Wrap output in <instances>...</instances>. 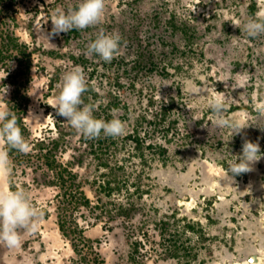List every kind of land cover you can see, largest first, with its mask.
I'll list each match as a JSON object with an SVG mask.
<instances>
[{
  "label": "rangeland",
  "instance_id": "374dc122",
  "mask_svg": "<svg viewBox=\"0 0 264 264\" xmlns=\"http://www.w3.org/2000/svg\"><path fill=\"white\" fill-rule=\"evenodd\" d=\"M78 2L0 0V100L8 106L20 88L30 133L29 154L9 155L0 189L23 191L38 213L17 229L18 247L0 240V264H248L264 255V156L246 172L229 169L245 140L264 152V34L242 30L264 0H105L99 23L53 33V13ZM101 32L121 37L110 62L88 51ZM73 66L93 115L120 118L123 136H84L50 106ZM203 96L249 126L233 137L217 130ZM58 136L66 189L37 156L38 140Z\"/></svg>",
  "mask_w": 264,
  "mask_h": 264
},
{
  "label": "clouds",
  "instance_id": "9594fccd",
  "mask_svg": "<svg viewBox=\"0 0 264 264\" xmlns=\"http://www.w3.org/2000/svg\"><path fill=\"white\" fill-rule=\"evenodd\" d=\"M104 10L105 0H79L69 11L57 9L51 18L52 32H68L93 26L100 22ZM242 30L252 37L264 34V4L243 21ZM120 40L118 34L101 32L90 43L88 51L110 62L119 52ZM58 88L59 92L52 98L50 106L81 134L92 138L101 134L114 138L125 134V125L120 118L115 115L109 120L96 118L93 115L94 106L84 102L82 95L86 91V81L79 66H73L63 73ZM7 91L8 89L5 94ZM5 102L3 96V100H0V145H3L0 147V177L8 175L11 171L9 149L26 152L29 148L16 116ZM200 102L203 107L211 109L217 130L227 127L233 137L249 126L235 114L227 117L226 102L218 97L203 96ZM256 108L258 112L264 113V100L257 101ZM234 156L236 159L230 162L229 169L232 173L239 174L248 171L252 163L264 156V152H261L258 143L245 140L241 152ZM37 214L30 198L23 191L0 189V240L9 248L18 247L20 235L17 229L27 226Z\"/></svg>",
  "mask_w": 264,
  "mask_h": 264
},
{
  "label": "trees",
  "instance_id": "16d2710c",
  "mask_svg": "<svg viewBox=\"0 0 264 264\" xmlns=\"http://www.w3.org/2000/svg\"><path fill=\"white\" fill-rule=\"evenodd\" d=\"M11 41H14L13 39H11ZM7 47L12 48V45H6ZM17 89H14L13 91V96H12V100L10 102H8V107L9 109L12 111V113L16 116L17 119V123L20 126L21 130H22V135L25 138H28L30 136V133L27 129L26 123L24 121V115L27 113L26 111V106L28 103V98L27 96L21 95V90L19 87H16ZM39 141V151L37 156L41 159L42 165H45L48 169V171H50L51 173L54 174L55 179L51 182L54 185H59L60 188L66 189L67 188V174L66 172H68L66 170V167H64V165L59 164V159L56 157V154L60 152V148L65 145V142H67L64 138H61L60 136H58V138H55L51 141V143L47 144L44 140H38ZM29 153H24V152H20L16 149H9V155L13 156L15 159H19V158H23L24 156L28 155ZM68 175L72 178L76 177L75 175H73L70 171L68 173ZM104 189H107V187H105ZM109 191H111L112 189L109 188ZM68 191V190H67ZM67 191H65V197H67ZM79 194H81L83 200H84V204H88L89 205V199L86 198V196H84L82 194V192H80V189H78ZM122 211H118V214H121ZM62 222V221H61ZM64 223H60V230L62 231V233L65 235L67 234L65 231V227L62 224H65V220L63 221ZM105 226V225H104ZM107 227V226H106ZM106 227H104V229H106ZM75 251L77 252L78 249L77 247H74Z\"/></svg>",
  "mask_w": 264,
  "mask_h": 264
},
{
  "label": "bare ground",
  "instance_id": "6f19581e",
  "mask_svg": "<svg viewBox=\"0 0 264 264\" xmlns=\"http://www.w3.org/2000/svg\"><path fill=\"white\" fill-rule=\"evenodd\" d=\"M212 169H210L208 171L209 172L208 173L209 176L206 178L207 181H213V179H214V176H213L214 172H213ZM221 178H222V180H220V181L225 182V183H230V181H228L229 179H227V177H221ZM248 264H264V255H262V254H258V255L253 254V256L250 257V261H249Z\"/></svg>",
  "mask_w": 264,
  "mask_h": 264
},
{
  "label": "built area",
  "instance_id": "2783aa9c",
  "mask_svg": "<svg viewBox=\"0 0 264 264\" xmlns=\"http://www.w3.org/2000/svg\"><path fill=\"white\" fill-rule=\"evenodd\" d=\"M43 166H44V165H43ZM45 167H46V166H45ZM45 170H48V169H47V167H46V169H45Z\"/></svg>",
  "mask_w": 264,
  "mask_h": 264
}]
</instances>
